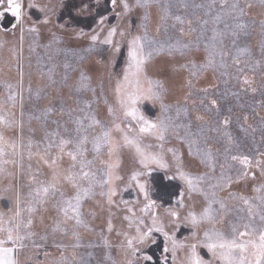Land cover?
<instances>
[{
	"label": "rangeland",
	"instance_id": "obj_1",
	"mask_svg": "<svg viewBox=\"0 0 264 264\" xmlns=\"http://www.w3.org/2000/svg\"><path fill=\"white\" fill-rule=\"evenodd\" d=\"M146 2L147 7H140L127 0L130 10L125 11L124 0H116L114 25L104 21L83 36L53 26L52 15L61 7L56 2L42 12L25 2L22 24L10 13L0 18V227L19 225V234L26 237L16 253L18 264H149L145 251L158 240L164 243L162 264H187V246L202 242L205 232L214 230L227 239L247 232L241 243H259L264 233V175L256 166V161L264 162V0ZM33 27L37 31H30ZM113 27V45L102 44ZM92 35L100 41L93 43ZM135 36L146 37L144 53H152L144 65L146 76L159 93V99L142 100L136 107L166 128L163 139L138 134L139 123L125 118L118 102L116 90L127 74ZM122 51L124 64L118 70ZM129 79L124 91L135 92V78ZM141 87H149L143 76ZM93 118L100 123L93 124ZM114 123L125 131L131 126L130 138L168 167L150 163L144 169L131 146L111 157L106 145L97 153L94 139ZM112 136L122 141L121 133L113 130ZM61 140L71 141L63 152ZM81 142L83 155L76 147ZM68 152L77 154L76 161ZM57 156L61 158L53 164ZM233 156L253 162L247 177L237 179L244 166ZM81 161L92 163L82 168ZM108 163L118 164L114 171L122 179L94 187V195L82 202L81 224L66 220L63 201L77 191L66 177L75 176L76 183L88 187L89 180L80 179L83 172L107 179L103 173ZM134 171L175 176L183 204L163 209L155 203L143 211L152 199L149 195L146 201L131 181ZM178 171L201 177L198 190L190 192ZM138 179L149 194L147 174ZM51 183L58 191L36 196L37 189ZM111 186L118 194L109 205L101 193ZM206 209L211 219H201L196 228L185 219L190 212L200 218ZM170 212L179 213L178 222ZM153 218L163 232L153 231L143 244L134 241L130 248L127 240L137 236V229L151 228ZM165 232L185 247L173 253ZM6 235L0 232V237ZM254 251L249 245L248 253L233 256L251 260ZM197 253L213 264H228L206 248L198 246Z\"/></svg>",
	"mask_w": 264,
	"mask_h": 264
},
{
	"label": "snow or ice",
	"instance_id": "obj_2",
	"mask_svg": "<svg viewBox=\"0 0 264 264\" xmlns=\"http://www.w3.org/2000/svg\"><path fill=\"white\" fill-rule=\"evenodd\" d=\"M137 6L140 7H147L146 0H136ZM111 4L113 7L116 6V0H111ZM24 5L21 3V0H0V18H2L5 13H10L18 22L21 24L24 21ZM29 8L37 9L38 11H44L43 8H38L36 4H29ZM233 7H236V5H233ZM251 7V5H249ZM123 8L125 11L130 10V6L127 3V0H124ZM48 21L45 20L44 23H47ZM100 25L103 26L104 24V18L100 20ZM30 31H37L35 27L31 28ZM122 36L124 33H120ZM81 36L84 35L83 32L80 33ZM117 35V29L115 27L111 28L105 39L100 41L99 35H92L91 40L93 43L100 41L102 44L105 45H113V37ZM146 37H140L135 36L131 39L129 44V66L127 70V74L124 76L123 84L117 87V94L119 97V104L120 107L124 111L125 118L130 117L132 120H135L139 123V130L138 134H145L150 133L152 135H157L159 139H163V131H166V128H162L161 125H158L157 123L151 122L148 119L144 117V115L140 112L139 108L136 107V105L142 101V100H155L159 99V93L157 91H154L152 85L153 81L148 80L146 76L145 71V62L151 57L152 53L148 52L147 54L144 53V40ZM150 43V41H149ZM116 52H119V47L115 48ZM211 63V61H210ZM130 76L135 78V84H136V90L135 92H125L124 87L130 83ZM144 77V79L149 84L148 88H142L141 87V77ZM249 81L245 79L244 83L247 84ZM157 87H161L158 82H156ZM10 99H15V97H10ZM213 103H215L213 101ZM112 111V109H110ZM0 122H3V119L0 118ZM100 121L93 118V124H99ZM225 124H227V120H225ZM115 131L117 133L122 134V141L121 139L114 138L112 136V131ZM133 129L131 126L128 127V130L125 131L124 128L121 127L120 123H114V128L112 130H104L102 135L99 137H96L93 141L94 148L97 153L100 152L101 146L106 145L107 151L109 157L113 156L114 154H118L120 149L125 146H131L134 147L136 150V153L139 155V163L143 166L144 169L149 168L150 163L159 164L161 168H167L168 165L162 163L159 159H157L155 156H149L146 154L139 146V142L135 138H130L129 133L132 132ZM87 140V137L84 138V141ZM3 141V136H0V142ZM71 143V141L68 140H61L60 142V151H64V146ZM82 143H78L76 145L77 147V153L79 155H83L82 150ZM3 148H0V155H3ZM73 161H76L77 154H74L73 152L67 153ZM61 157L57 156L56 160H54L52 163L55 164ZM233 160L239 161L240 164L244 166V170L240 171L238 174L237 179H243L249 175V172L247 169L251 168L253 166V162L247 157H237L233 156ZM91 161H88L87 164H91ZM87 164H85L83 161H81V166L86 167ZM118 166L117 163H108L106 165V168L104 170L103 175L107 177V179H97L94 174H90L88 171H84L80 179H88L89 180V186L88 187H82L78 183H76L75 176H67L66 179L72 183L73 187L77 189L75 195L72 198L66 199L63 201L62 211L64 214L65 219H75L76 224H81L83 221L81 219L82 216V202L86 198H90L94 195V187L99 185L101 188L105 187V185H113L114 181L121 180L122 177L115 173V169ZM256 166L261 167V174L264 175V162L256 161ZM151 175V172H140V171H134L131 175V181L136 182V185L139 188V191L143 194L145 200L147 201L149 199V194L146 188L145 183H141L139 181V177L141 175ZM57 175L54 173L53 180L57 179ZM179 178L181 180H184L187 184V187L190 192L197 191V184L202 179L201 177H193L183 171H178ZM170 179H175L176 177H169ZM253 178L254 175H253ZM231 178H229V181ZM130 186V185H129ZM58 191L56 184L51 183L48 186H44L42 188H39L36 190V196H47L49 192ZM127 190V189H125ZM259 190V189H258ZM118 194V189L115 186L108 187L106 191L102 192L101 195L107 197V203L109 205L114 203L113 197H115ZM124 203H127V201H124ZM179 204H183V197L181 195V199L178 201ZM155 205V201H151L149 204L146 205V207L143 209V211L147 212L149 209H151ZM71 213V215H70ZM170 215L175 217L176 221L178 222L180 217L178 212H170ZM210 217V212L208 209L205 210L203 213V216L198 218L195 213L190 212L188 214V217L185 219L190 220V223L193 228L198 227L199 223L201 222V219ZM0 223H2V220H0ZM31 223V222H29ZM143 223V221H141ZM19 225H17L16 229L8 228L7 230L0 227V232H7V235L4 237H0V264H18V260L16 258V253L24 247L22 241L26 238L25 236H21L18 232ZM109 230H111V226H109ZM153 231L156 232H163V229L161 227H158L156 224V218H153L152 227L149 228L145 232H141L139 229H137V236L128 239L127 244L130 248L133 246V242L136 241L139 244H143L148 238L151 237ZM165 237L168 240H171L172 242V250L173 253H175V250L177 248H183L185 245L178 244L174 237L168 236V234L164 233ZM245 235H248L247 232L239 233L236 238L233 239H227L224 237L222 233L216 232L214 230L205 232L204 234V240L197 241V243H192L188 245L187 247L190 248L191 254L188 259L187 264H213L212 260H205L203 259L198 253H197V247H203L208 250V252L211 254V256L215 258L220 259H226L228 261V264H264V233H262L259 236V243L248 241L241 243L239 242L240 237H243ZM193 237H196V233L193 232ZM249 245L251 248L255 249L254 252H251L250 255L252 256V259L249 260L247 256L240 255L239 258H234L233 254L236 252H239L241 254L248 253L249 252ZM167 251V249H165ZM136 249L133 248V252H135ZM147 259H151L148 257Z\"/></svg>",
	"mask_w": 264,
	"mask_h": 264
},
{
	"label": "trees",
	"instance_id": "obj_3",
	"mask_svg": "<svg viewBox=\"0 0 264 264\" xmlns=\"http://www.w3.org/2000/svg\"><path fill=\"white\" fill-rule=\"evenodd\" d=\"M63 5V9L59 10L54 21L55 28L63 27L65 32L89 33L100 24L102 18L108 26H112L118 16V13L113 10L111 0H71ZM37 20L39 19L37 18ZM124 59L125 52L122 51L118 59V70L123 66ZM143 109L151 110L147 106ZM150 172L151 175H147V180L152 201H155L163 209L176 207L183 194L181 183L166 177L162 172ZM163 250L164 243L162 240L150 245L145 251V254L151 258L148 261L149 264H162Z\"/></svg>",
	"mask_w": 264,
	"mask_h": 264
},
{
	"label": "crops",
	"instance_id": "obj_4",
	"mask_svg": "<svg viewBox=\"0 0 264 264\" xmlns=\"http://www.w3.org/2000/svg\"><path fill=\"white\" fill-rule=\"evenodd\" d=\"M69 1H71V0H21V3L25 6V2L29 5V4H36L37 6H38V8H47V6L48 5H53L54 4V2H56V5H58L59 3V5H61V7L60 8H58V9H63V7H64V5L63 4H65V3H67V2H69ZM39 5H38V4ZM24 9H27V8H25L24 7ZM27 11H29V10H27ZM59 12V10H55V13H54V15H52V20H53V26H54V24H55V21H54V18L56 17V14ZM31 14V11L30 12H28V14ZM54 28V27H53ZM62 29H64L63 27H61ZM60 28V29H61ZM55 29V28H54ZM68 33V32H67ZM69 33H71L72 34V32L71 31H69Z\"/></svg>",
	"mask_w": 264,
	"mask_h": 264
}]
</instances>
